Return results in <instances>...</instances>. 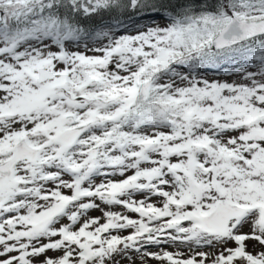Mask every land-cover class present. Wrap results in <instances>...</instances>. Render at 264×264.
Wrapping results in <instances>:
<instances>
[{
  "label": "snow or ice",
  "instance_id": "obj_1",
  "mask_svg": "<svg viewBox=\"0 0 264 264\" xmlns=\"http://www.w3.org/2000/svg\"><path fill=\"white\" fill-rule=\"evenodd\" d=\"M151 262L264 264V0H0V264Z\"/></svg>",
  "mask_w": 264,
  "mask_h": 264
},
{
  "label": "rangeland",
  "instance_id": "obj_2",
  "mask_svg": "<svg viewBox=\"0 0 264 264\" xmlns=\"http://www.w3.org/2000/svg\"><path fill=\"white\" fill-rule=\"evenodd\" d=\"M95 214H97V213H93V215H95ZM151 264H155V262H151Z\"/></svg>",
  "mask_w": 264,
  "mask_h": 264
}]
</instances>
